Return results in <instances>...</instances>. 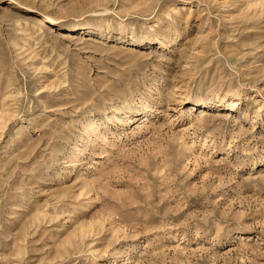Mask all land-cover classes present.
<instances>
[{"label":"rangeland","instance_id":"obj_1","mask_svg":"<svg viewBox=\"0 0 264 264\" xmlns=\"http://www.w3.org/2000/svg\"><path fill=\"white\" fill-rule=\"evenodd\" d=\"M0 264H264V0H0Z\"/></svg>","mask_w":264,"mask_h":264},{"label":"bare ground","instance_id":"obj_2","mask_svg":"<svg viewBox=\"0 0 264 264\" xmlns=\"http://www.w3.org/2000/svg\"><path fill=\"white\" fill-rule=\"evenodd\" d=\"M49 20H51V19H49ZM32 22L38 28H42V26H45L46 25V18H43L41 16H34L33 19H32ZM108 119H109V117H108Z\"/></svg>","mask_w":264,"mask_h":264}]
</instances>
